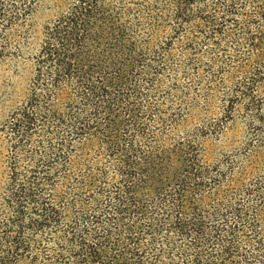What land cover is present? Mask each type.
Segmentation results:
<instances>
[{
	"label": "trees",
	"instance_id": "16d2710c",
	"mask_svg": "<svg viewBox=\"0 0 264 264\" xmlns=\"http://www.w3.org/2000/svg\"><path fill=\"white\" fill-rule=\"evenodd\" d=\"M2 69L0 264H264V0H0Z\"/></svg>",
	"mask_w": 264,
	"mask_h": 264
},
{
	"label": "rangeland",
	"instance_id": "374dc122",
	"mask_svg": "<svg viewBox=\"0 0 264 264\" xmlns=\"http://www.w3.org/2000/svg\"><path fill=\"white\" fill-rule=\"evenodd\" d=\"M0 73H7L8 74V73H13V72L11 70H8V69H6V70L5 69L4 70L2 69L0 71ZM14 73H19L18 75H15L13 77V81L19 83L18 86L21 87L22 84H20V83H22V82L25 81L26 75L28 73V68L27 67L19 66L18 67V71L17 72H14ZM227 136H228V139H229L232 135H231V133H228Z\"/></svg>",
	"mask_w": 264,
	"mask_h": 264
}]
</instances>
